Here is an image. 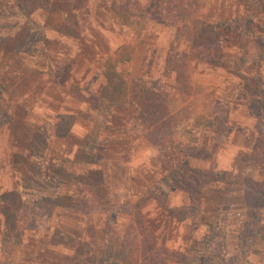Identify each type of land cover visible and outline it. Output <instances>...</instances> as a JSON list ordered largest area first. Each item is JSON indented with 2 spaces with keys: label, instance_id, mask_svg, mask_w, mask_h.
<instances>
[{
  "label": "rangeland",
  "instance_id": "obj_1",
  "mask_svg": "<svg viewBox=\"0 0 264 264\" xmlns=\"http://www.w3.org/2000/svg\"><path fill=\"white\" fill-rule=\"evenodd\" d=\"M133 237L264 264V0H0V264Z\"/></svg>",
  "mask_w": 264,
  "mask_h": 264
},
{
  "label": "trees",
  "instance_id": "obj_2",
  "mask_svg": "<svg viewBox=\"0 0 264 264\" xmlns=\"http://www.w3.org/2000/svg\"><path fill=\"white\" fill-rule=\"evenodd\" d=\"M182 37H183V34H182ZM201 47H202V46H201ZM196 48H200V46L197 45ZM196 48H195V49H196ZM203 48H205V47H203ZM202 61H203V59H202ZM168 64H169V66L172 65V67L176 66V63L168 62ZM184 67H185V65H184ZM156 113H162V112H161L160 109H158ZM136 241H137V240L133 237V239L131 238L130 242H128L127 245L123 246V251H125V252H123V253H125V258H126V259L129 258V259H128L129 264L133 263V260L136 259V257L138 258V255H140V252H139V248H140V247L138 246V243H136ZM134 242H135V245L131 246ZM135 253H136V254H135ZM138 253H139V254H138ZM136 255H137V256H136ZM132 256H133V257H132ZM97 257H98V256H93V258L91 259L90 262H92V263H94V264H99L100 262H105L106 264H107V262L115 263V264H119V262H117V260L115 259V257H111V254H110V253L107 254V258H105V257L102 258V257L99 255V257H100V261H99V262H97V260H96ZM109 257H111V259H110ZM130 257H132V259H131ZM123 263H124V262L122 261L120 264H123Z\"/></svg>",
  "mask_w": 264,
  "mask_h": 264
}]
</instances>
